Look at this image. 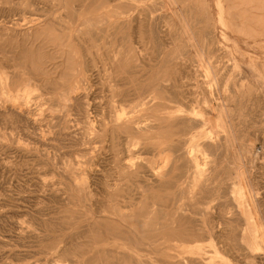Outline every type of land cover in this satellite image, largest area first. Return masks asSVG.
<instances>
[{
  "label": "rangeland",
  "instance_id": "1",
  "mask_svg": "<svg viewBox=\"0 0 264 264\" xmlns=\"http://www.w3.org/2000/svg\"><path fill=\"white\" fill-rule=\"evenodd\" d=\"M0 75V264H264V0H0Z\"/></svg>",
  "mask_w": 264,
  "mask_h": 264
},
{
  "label": "bare ground",
  "instance_id": "2",
  "mask_svg": "<svg viewBox=\"0 0 264 264\" xmlns=\"http://www.w3.org/2000/svg\"><path fill=\"white\" fill-rule=\"evenodd\" d=\"M57 2V1H56ZM55 3V2H54ZM87 26V25H86ZM90 27V26H89ZM92 27V26H91ZM90 27V28H91ZM101 28V27H100ZM97 29V28H96ZM181 31H183V32H186V28L185 27H183L182 29H181ZM188 34V33H187ZM92 35V34H91ZM95 35V34H94ZM96 36V35H95ZM96 43V42H95ZM96 45V44H95ZM217 49V48H216ZM211 54L213 55V56H216V54H217V51L215 52V51H211ZM199 56V55H198ZM214 63V62H213ZM199 64V63H198ZM88 65V64H87ZM86 65V66H87ZM211 65V68H212V66H213V64L211 63L210 64ZM210 74V73H209ZM3 75V74H2ZM88 75V74H87ZM1 76V75H0ZM7 78V77H6ZM5 78V79H6ZM80 79V78H79ZM151 79V78H150ZM2 81V80H1ZM7 81V80H6ZM3 82H4V79H3ZM82 82H84V83H86L84 80H82ZM161 83V82H160ZM165 83H166V81H165ZM81 84V83H80ZM2 85V84H1ZM6 85V84H5ZM4 85V86H5ZM76 85V84H75ZM72 86V85H71ZM1 87V86H0ZM76 87V86H75ZM1 88H5V87H1ZM70 88V87H69ZM78 88V87H77ZM80 88V87H79ZM157 88V87H156ZM67 90V89H66ZM69 90V89H68ZM76 90V89H75ZM154 90V89H153ZM159 90H163V88H159ZM3 91V90H2ZM78 91V90H77ZM76 91V92H77ZM25 94H27V95H29L30 94V89H25L24 91H23ZM69 93H71L70 91H68ZM67 92V95L68 96H70V94ZM76 92H74V93H76ZM144 92V91H143ZM160 92V91H159ZM163 92V91H162ZM7 93V92H6ZM10 93V92H9ZM63 93V92H62ZM72 93H73V91H72ZM71 93V94H72ZM73 93V94H74ZM73 94H72V96H73ZM60 95V94H59ZM59 95H57V96H59ZM66 95V96H67ZM140 95V94H139ZM154 95V94H153ZM152 94H150V95H146V97H139V102L136 104V106L134 107V108H139V107H141L144 111H146V110H148V105L149 104H151V103H154V101H155V96H153ZM23 96V95H22ZM13 97H15L16 98V96H14L13 95ZM13 97H12V99H13ZM25 97V96H24ZM176 97H178V99H181L180 97H182V94L181 95H178V96H176ZM26 98H28L27 96H26ZM63 98V97H62ZM69 99L71 98V96L70 97H68ZM74 98V97H73ZM76 98V97H75ZM183 98V97H182ZM17 99H18V94H17ZM175 99H177V98H175ZM7 100V99H6ZM14 100V99H13ZM55 100V99H54ZM67 100V99H66ZM71 100V99H70ZM164 100L165 101H170L171 102V99H169V97H166V98H164ZM183 100V99H182ZM90 102V101H89ZM179 103V102H178ZM182 103V102H181ZM181 105V104H180ZM140 108V109H141ZM16 109V108H15ZM212 109V108H211ZM90 110V109H89ZM133 112H134V110H132ZM150 113V112H149ZM29 114V113H28ZM23 115V114H22ZM30 115V114H29ZM119 115V114H118ZM135 115V114H134ZM133 116V115H132ZM30 118V117H29ZM118 118H119V116H118ZM127 119V118H126ZM185 120V119H184ZM221 120V119H220ZM219 120V121H220ZM35 121V120H34ZM68 121V120H67ZM114 121V120H113ZM127 120H125V122H126ZM32 122V121H31ZM36 122V121H35ZM144 122V121H143ZM142 123V122H141ZM145 123V122H144ZM149 123V122H148ZM64 124V123H63ZM147 124V123H146ZM125 126V125H124ZM118 127H119V125H118ZM136 127H139V125L138 126H136ZM141 127H142V124H141ZM116 128V127H115ZM219 128L221 129V131H223V132H225L226 133V136H227V132L229 131V130H227V127H226V124L221 120V122L219 123ZM117 129V128H116ZM137 129V128H136ZM222 132V133H223ZM116 133V132H115ZM114 135V134H113ZM139 138V137H138ZM135 139V138H134ZM227 139V138H226ZM133 140V139H132ZM137 141V140H136ZM229 141V140H228ZM209 143V142H208ZM127 144V143H126ZM125 144V145H126ZM227 144V143H226ZM134 145V144H133ZM140 146V145H139ZM127 148V147H126ZM229 148V147H228ZM126 150V149H125ZM128 151V150H127ZM126 153V152H125ZM189 155V154H188ZM128 156V155H127ZM154 166V165H153ZM159 167V166H158ZM197 167V166H196ZM199 167V166H198ZM240 167V166H239ZM131 168H133V167H131ZM238 168V167H237ZM193 169V168H192ZM198 171V170H197ZM149 172V171H148ZM195 172V171H194ZM245 172V171H244ZM244 172H243V170H242V168H238V175H237V178H239V177H242L243 175H244ZM89 173V172H88ZM146 173V172H145ZM147 174V173H146ZM144 175V174H143ZM236 176V175H235ZM146 177V176H145ZM199 177H200V173H198V174H196L195 173V175L193 174V178H194V180H198L199 179ZM92 178V177H91ZM243 178V177H242ZM241 178V179H242ZM192 179V178H191ZM78 181V180H77ZM76 181V182H77ZM159 181V180H158ZM84 182H87V181H84ZM151 183H153V182H151ZM82 184V183H81ZM109 185V184H108ZM160 185V184H159ZM70 186V185H69ZM72 186V185H71ZM70 186V187H71ZM86 186V185H85ZM113 186V185H112ZM151 186V185H150ZM170 186H171V184H170ZM194 186V185H193ZM198 186V185H197ZM87 187V186H86ZM108 187V186H107ZM114 187V186H113ZM82 188V187H81ZM80 188V189H81ZM148 188H149V186H148ZM167 188V187H166ZM74 189V188H73ZM77 189V188H76ZM112 189V188H111ZM111 189H109L108 188V190L110 191ZM172 189V188H171ZM80 191V190H79ZM84 191H87V190H84ZM83 191V192H84ZM112 191V190H111ZM84 193H86V192H84ZM83 194V193H82ZM183 194V193H182ZM194 194V193H193ZM58 198V197H57ZM179 201V200H178ZM110 206V205H109ZM113 207H114V205H113ZM181 207V206H180ZM176 208V207H175ZM120 210V209H119ZM116 211V210H115ZM117 212V211H116ZM115 212V213H116ZM132 213V212H131ZM104 214V213H103ZM105 214H109V213H106L105 212ZM117 214V213H116ZM65 216H67V215H65ZM129 216V215H128ZM131 216H134V214L133 215H130V217ZM105 217V216H104ZM119 217V216H118ZM117 217V218H118ZM121 217V216H120ZM129 217V218H130ZM89 219V218H88ZM106 219V218H105ZM87 220V219H86ZM110 220V219H109ZM121 220V219H120ZM129 220V219H128ZM133 220V219H132ZM117 221V220H116ZM113 222V221H112ZM121 222V221H120ZM130 222V221H129ZM143 222V221H142ZM86 223V222H85ZM171 223V222H170ZM96 224H98V223H96ZM117 224V223H116ZM120 224V223H119ZM76 225V224H75ZM124 225H125V222H124ZM145 225V224H144ZM88 226V225H87ZM123 226V225H122ZM132 226V225H131ZM130 226V227H131ZM85 227V226H84ZM127 227V226H126ZM88 228V227H87ZM128 229H130V228H128ZM144 229V228H143ZM163 229V228H162ZM83 230V229H82ZM81 230V231H82ZM88 230H89V228H88ZM86 231V230H85ZM132 231V230H131ZM147 231V230H146ZM83 233H84V230H83ZM88 233V232H87ZM133 233H135V232H133ZM132 233V234H133ZM86 234V233H85ZM35 235V234H34ZM240 235V234H239ZM245 236V235H244ZM30 237H32V236H30ZM104 238H105V236H104ZM246 238V237H245ZM52 239V238H51ZM137 239H138V237H137ZM74 242V241H73ZM141 242V241H140ZM143 243V242H142ZM154 243V242H153ZM111 244V243H110ZM145 245H147L146 243H145ZM148 246V245H147ZM147 246H144V247H147ZM152 247H153V245H152ZM243 248V247H242ZM127 249V248H126ZM107 250V249H106ZM153 251V250H152ZM107 252V251H106ZM98 254V253H97ZM122 254V253H121ZM96 255V254H95ZM256 258H257V256H256ZM258 259V258H257Z\"/></svg>",
  "mask_w": 264,
  "mask_h": 264
}]
</instances>
